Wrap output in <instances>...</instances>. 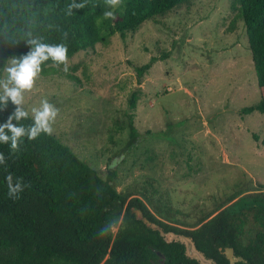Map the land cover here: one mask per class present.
I'll use <instances>...</instances> for the list:
<instances>
[{
  "label": "rangeland",
  "instance_id": "374dc122",
  "mask_svg": "<svg viewBox=\"0 0 264 264\" xmlns=\"http://www.w3.org/2000/svg\"><path fill=\"white\" fill-rule=\"evenodd\" d=\"M233 1L193 0L125 39L116 34L81 51L69 59L68 72L48 66L26 94V109L45 99L55 105L52 135L103 179L115 171L127 203L143 200L134 191L153 181L192 222L242 193L209 221L264 185V114L247 112L261 96L245 23L233 26ZM134 93L136 110L129 105Z\"/></svg>",
  "mask_w": 264,
  "mask_h": 264
},
{
  "label": "trees",
  "instance_id": "16d2710c",
  "mask_svg": "<svg viewBox=\"0 0 264 264\" xmlns=\"http://www.w3.org/2000/svg\"><path fill=\"white\" fill-rule=\"evenodd\" d=\"M192 1L122 0L114 9L113 20L103 16L104 11L113 10L105 0H87L86 7L74 9L71 16L66 9L73 0H0V70L11 58L30 51L24 41L28 32L43 37L48 44H66L70 59L81 51L95 50L116 34L125 39L145 22ZM232 10L236 12L233 26L238 20L245 23L261 96L259 104L247 112L264 114V0H234ZM155 61L153 58L139 68V74L150 70ZM51 65V60L46 62L42 73L47 74L44 71ZM137 101L134 93L129 103L132 110L137 109ZM14 111L11 101L7 108H0V124ZM130 118L133 144L137 134L133 116ZM21 123L27 126L32 120ZM0 153L6 158L0 165V264H152L157 252L166 257L165 264H198L186 257L184 245L166 243L159 231L138 220L134 209L141 210L165 232H179L156 216L184 227H198L242 194L228 197L213 211L202 212L196 221L187 222L182 220L187 215L173 209L153 181L142 191H134L142 194L143 200L134 198L127 205L129 196L116 189L115 171L103 179L54 135L41 134L34 141L24 138L16 153L11 152L10 145L0 143ZM9 173L31 184L19 199L8 196ZM254 191L200 228L180 229L181 233L192 237L197 248L217 264H230L224 254L226 248H233L248 264H264V185ZM114 220L116 225L122 220L116 234L112 230L101 236L100 230Z\"/></svg>",
  "mask_w": 264,
  "mask_h": 264
},
{
  "label": "clouds",
  "instance_id": "9594fccd",
  "mask_svg": "<svg viewBox=\"0 0 264 264\" xmlns=\"http://www.w3.org/2000/svg\"><path fill=\"white\" fill-rule=\"evenodd\" d=\"M87 0L77 3L76 0L67 6L66 14L73 15L74 9H83L86 7ZM106 5L113 10L103 12L105 19H115L114 9L122 4V0H105ZM67 39V33H64ZM30 46V51L19 58H11L0 70V108H7L8 102L15 106V111L8 117L4 124H0V143L10 145L12 153L20 150V145L24 138L34 141L41 134L51 136L54 133V125L59 116V109L48 102L42 100L39 107H31L30 111L26 109V94L36 90L37 82L41 77L42 66L48 61H52V67L60 68L63 65V71H69L68 47L64 43L48 44L44 38L27 33V39L24 40ZM31 118L32 123L27 126L21 121ZM13 121L18 123L14 124ZM6 163L3 153H0V165ZM8 196L11 199H19L20 194L26 188H30V183H25L22 178H14L9 173L6 176ZM118 221L109 222L100 230V235L104 236L114 230Z\"/></svg>",
  "mask_w": 264,
  "mask_h": 264
},
{
  "label": "water",
  "instance_id": "95a60500",
  "mask_svg": "<svg viewBox=\"0 0 264 264\" xmlns=\"http://www.w3.org/2000/svg\"><path fill=\"white\" fill-rule=\"evenodd\" d=\"M134 213L136 215V218L140 221H143L148 228L152 229L153 231H159L161 237H163L166 243L171 244L173 242H177V243L184 245L186 249L185 255L188 259L195 260L199 264H215L213 259L207 258L205 253H203L197 248L196 243L192 237H189L184 234L165 232L163 227H161L157 223L151 222L148 218H146L141 210L135 209ZM224 253H225L226 258L230 261V264H236L238 262L244 261L242 257H237L235 255L233 248H227L224 251ZM157 255L161 259L164 258V255L161 254L160 252H157Z\"/></svg>",
  "mask_w": 264,
  "mask_h": 264
},
{
  "label": "flooded vegetation",
  "instance_id": "af4514ba",
  "mask_svg": "<svg viewBox=\"0 0 264 264\" xmlns=\"http://www.w3.org/2000/svg\"><path fill=\"white\" fill-rule=\"evenodd\" d=\"M127 205H128V203H127ZM126 205V206H127ZM136 209V208H135ZM134 209V210H135ZM134 212V211H133ZM145 216V215H144ZM163 222H164V220H162ZM120 222H122V220L120 221ZM119 222V223H120ZM165 224H168V225H170V223H168V222H164ZM121 224V223H120ZM170 226H172V227H175V228H177V229H179L178 231L179 232H176V231H173V230H169V231H167V232H173V233H176V234H183V233H181V231H180V229L181 230H185V231H190V230H186V229H182V228H180L179 227V225H176V224H172V225H170ZM184 228H188V227H184ZM163 229H165V228H163ZM184 235H187V234H184ZM187 236H189V235H187ZM174 243V242H173ZM227 249V248H226ZM225 249V250H226ZM224 250V251H225ZM204 253V252H203ZM225 254V253H224ZM158 256V255H157ZM238 257V256H237ZM209 259H212V258H209ZM214 260V259H213ZM193 261H195V260H193ZM197 262V261H196ZM214 262H215V264H217V262L214 260ZM244 262V264H248V263H246V261L244 260L243 261ZM151 263L152 264H165L166 263V257L164 256V258H160L159 256H158V258L155 260V261H153V260H151ZM198 263V262H197ZM239 263V262H238ZM199 264V263H198Z\"/></svg>",
  "mask_w": 264,
  "mask_h": 264
}]
</instances>
